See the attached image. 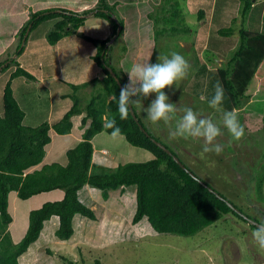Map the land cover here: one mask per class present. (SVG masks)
<instances>
[{
    "label": "trees",
    "instance_id": "16d2710c",
    "mask_svg": "<svg viewBox=\"0 0 264 264\" xmlns=\"http://www.w3.org/2000/svg\"><path fill=\"white\" fill-rule=\"evenodd\" d=\"M256 1L258 0H235L229 3L231 11H236L231 22H236L237 19H241L243 25L246 20L248 22L247 27L244 25L243 28L241 25L238 30L232 27L216 29L218 37L224 38L234 34L238 37V44L230 50L226 62L218 66L216 77L225 90L227 99L223 106L226 110H241L246 115L264 117V1L259 5ZM112 2L0 0V57L18 38L13 54L0 61V76L5 72L9 76L1 89L0 264H19V258L27 256L28 250L43 236L48 237V241L58 239L65 243L73 239L86 240L83 234L77 233V224L81 219L88 221L99 219L95 210L90 208L95 200L118 210L119 205H123L122 198H132L134 211L130 223L134 226H146V229L148 227L147 231L152 235L194 236L228 214H232L255 230V225L247 220L250 218L234 204L197 176L199 181L186 172V169H189L178 156L147 131L133 106L131 107L136 120L133 119L131 112L127 119L119 118L117 101L113 100V96L118 97L120 86L128 82L129 69L136 64L144 44L156 40L167 31L183 35L190 33L189 26H184L183 21L173 20L180 16L178 0L167 1L165 7H162V14L165 17L162 22L168 24V29H159L157 23L153 21V16L158 13L153 7L154 3L147 1L136 3L135 16L128 26L125 20L115 14L113 10L115 4ZM218 6L216 1L211 12L209 8H205L206 6H201L197 10V22L200 27L206 23L205 12L208 11L209 17L216 16ZM202 7L206 11L202 10ZM254 12L261 14L260 29L250 26L254 24ZM89 17L109 24L111 32L107 39L98 40L78 33V29ZM52 20L55 22L52 30L46 34L47 42L54 46L64 37L76 35L94 47L92 59L102 73L100 78L72 88V92L65 97L72 99L73 104L58 122L51 126L44 122L36 127H27L23 124L24 111L14 97L12 85L17 78L33 80V77L20 67L16 59L23 53L30 33L40 24ZM118 27L120 31L116 36ZM114 37L116 39L113 42L120 37L122 39L121 56L116 61L118 71L110 65L112 58L109 49L112 43L108 42ZM218 42L215 39L212 43L214 50L219 46ZM221 54L224 55L222 52ZM89 85L93 87L100 85L103 92L92 95L86 105L80 107V98L76 92ZM82 114L81 140L75 147L65 152L66 164L46 162V146L51 143L49 131L52 129L57 135L70 134L71 118ZM106 117L115 118L117 126L123 133L122 137L129 145L149 152L153 159L143 163L118 165L113 169L94 164L91 141L94 136L101 133L110 135L111 129L104 127ZM137 123L145 132L140 130ZM152 139L162 144L170 154L159 148ZM173 157H176L186 169L173 160ZM56 190L62 191L63 197L60 200L45 202L38 209L29 211L25 234L14 244L8 231L13 221L8 212L9 194L15 192L20 200H27ZM252 221L260 224L255 219ZM81 231L83 233L84 230ZM51 250L46 249L44 252L51 256L53 253ZM58 258L61 264H74L61 255ZM94 264L101 263L96 260Z\"/></svg>",
    "mask_w": 264,
    "mask_h": 264
},
{
    "label": "rangeland",
    "instance_id": "374dc122",
    "mask_svg": "<svg viewBox=\"0 0 264 264\" xmlns=\"http://www.w3.org/2000/svg\"><path fill=\"white\" fill-rule=\"evenodd\" d=\"M111 1L115 4L113 6L115 14L125 20L128 26L135 16L136 3L141 1L154 3L153 7L158 10V13L153 16V21L157 23L156 26L159 29L169 28L168 24L165 25L162 22L164 17L162 7H165L167 1L170 0H162V2L161 0ZM216 1L219 6L216 16L213 15L214 18L208 16L206 7H202V10L206 11V23L200 27L196 13L201 6L207 4V1H191L190 6L189 2L185 4L178 0L180 16L173 20L183 21L184 26H189L190 33L183 35L167 31L156 40L148 41L144 44L136 63L159 62L158 56H169L172 52L182 54L189 61L191 70L186 79L173 86V91L166 90L170 102L174 103L178 109L190 107L201 116L210 117L219 124L221 114L209 107L208 99L214 94L213 86L218 81L216 77L218 66L226 62L228 53L238 44V37L234 34L221 38L216 35L215 31L228 27L238 30L243 23L241 19L231 22L236 11H231L228 5L235 0ZM263 1L256 2L259 5ZM253 14L255 15L254 24L250 26L260 29L261 14L256 12ZM54 22L55 20L46 21L34 29L26 43L25 53L16 59L20 67L33 77V80L23 77L15 80L22 82L18 83L17 88L14 89V96L26 112V118L23 120L26 126L36 127L44 123L41 121L43 119L41 114L46 115L50 109H53V105L51 117L53 122L57 121L56 110L60 116L62 112L70 108V104H73L70 98H59L66 94L67 87H70L72 92L74 86H82L101 77L102 72L91 57L95 50L90 43L76 35L65 37L59 43V47H54L47 42L46 34L52 30ZM247 22V20L244 22L246 27ZM114 39L116 38L108 42L112 43L109 49L112 58L110 65L118 71L116 61L121 56L122 39L120 37L113 42ZM215 39L219 41L216 50L212 46ZM17 44L18 38L1 55L0 61L12 55ZM58 66L61 67L59 75ZM41 75L46 80L39 83ZM51 76L54 78L51 79ZM8 78L7 72L0 76V92ZM49 84H52L51 88ZM56 86L60 88L56 89ZM80 90L76 92L80 98V107H84L92 95L103 92L100 85L94 87L89 85L82 91ZM63 92L64 94H61ZM79 92L82 93L79 94ZM30 94L31 98H29ZM201 97L206 99L201 100ZM1 98L2 93L0 114ZM151 99L152 97H149L139 105H132L147 131L167 145L195 176L234 204L245 216L264 223V117L246 115L241 110H235L239 114V122L244 127V137L238 141L233 140L227 131L222 129L224 134L217 138V142L225 145L224 151L219 155L202 153V140L169 139V130L170 127L174 128L175 120L165 125L163 122L153 124L147 118L145 108ZM30 100H32L31 105H29ZM63 105H66V109L62 107ZM222 107L226 110L223 105ZM176 115L178 118L182 112L178 111ZM82 116L83 114L80 115ZM70 140L71 138H68L66 141ZM97 142H99V147L104 149L101 154L107 160L109 164L107 165L113 168L118 165L143 163L153 159L149 152L129 145L124 137L114 140L110 135L101 133L97 135L95 145ZM64 143L61 139L60 142H51L50 145L53 147L48 153L50 160L51 158L57 161L58 159L63 160L58 154L65 151L66 143ZM56 194L54 191L42 193L27 200H20L15 192L9 194L8 212L13 218L11 226L9 225L10 234L15 240L18 236L23 237L25 234L29 211L38 209L45 202L55 201ZM131 199L122 198L123 205H119L118 210L95 200L90 208L95 210L99 219L96 221L81 219L77 224V233L83 234L86 240L73 241V239V242L65 243L58 239L48 241V237L43 236L36 241L34 247L28 250L31 251L30 254L35 252V255L22 257L21 264H61L58 258L60 255L74 264H94L96 260L101 264H264V249H261L255 242L252 235L254 230L232 214L225 215L215 224L194 236L152 235L147 231L148 227L146 229V226H134L130 223L134 211ZM81 229L84 230L83 233ZM46 249H52L51 256L44 252Z\"/></svg>",
    "mask_w": 264,
    "mask_h": 264
},
{
    "label": "clouds",
    "instance_id": "9594fccd",
    "mask_svg": "<svg viewBox=\"0 0 264 264\" xmlns=\"http://www.w3.org/2000/svg\"><path fill=\"white\" fill-rule=\"evenodd\" d=\"M157 60L159 62L136 63L129 69L128 82L120 86L118 97L113 96V100L117 101L121 120L128 118L133 104L139 105L143 100L152 97L145 108L146 116L153 124L163 122L168 125L170 121L175 120L174 128L170 127L169 130L170 140H202V153L219 155L225 148L224 144L217 142V138L224 134L223 130H226L233 140L238 141L244 137L245 130L239 122L238 112L224 110L222 107L227 97L220 81L214 84V94L208 99L209 107L221 114V121L217 124L212 118L203 117L190 107L178 109L170 102L166 90L173 91L174 85L189 76V61L177 52H172L169 56H158ZM204 99L206 98L201 97V100ZM178 111L182 112V115L177 118ZM104 127L111 129L110 136L114 140L123 135L114 117H106ZM252 235L258 246L264 249V223L256 225Z\"/></svg>",
    "mask_w": 264,
    "mask_h": 264
},
{
    "label": "crops",
    "instance_id": "0c3cea01",
    "mask_svg": "<svg viewBox=\"0 0 264 264\" xmlns=\"http://www.w3.org/2000/svg\"><path fill=\"white\" fill-rule=\"evenodd\" d=\"M184 1V3L185 4H187V2H189V5L191 6V1H196V0H183ZM207 1V4H205L204 6H206V8H209V10H210V12H211V9L214 7V2H215V0H212L210 3H208L210 0H206ZM214 1V2H213ZM195 4V3H194ZM238 15V14H237ZM78 33L79 34H83V35H85V36H89V37H91V38H94V39H98V40H105V39H107L109 36H110V26H109V24L107 23V22H105V21H103V20H100V19H96V18H94V17H89V18H87L86 20H85V22H84V25L82 26V27H80L79 29H78ZM65 38V37H64ZM63 38V39H64ZM63 39H61L56 45H54V47H59V43L63 40ZM67 42V41H66ZM14 44V43H13ZM60 45H63V44H60ZM26 46V45H25ZM94 49V48H93ZM25 50H26V47H25V49H24V51H23V53L20 55V56H22L24 53H25ZM94 52L95 51H93L92 52V54H94ZM91 57H92V55H91ZM61 72V67H59L58 66V75H59V73ZM42 74V73H41ZM42 76V78H39V83H42V82H45V80L46 79H44V76L43 75H41ZM51 79H53L54 77L53 76H51L50 77ZM21 82V80H17V81H15L14 83H13V85H12V88H13V94H14V89L15 88H17V86H18V83H20ZM22 83V82H21ZM15 84H16V87H15ZM65 84H68V83H65ZM49 87L51 88L52 87V84H49ZM67 87V86H66ZM60 87H58V86H56V89H59ZM67 91H66V94L65 95H61V96H59V98L60 99H65V98H68V97H65L68 93H70L71 92V89H70V87H67V89H66ZM80 91H82V89L80 90ZM51 92V91H50ZM80 93H82V92H79V94ZM61 94H64V92L63 93H61ZM0 95H1V92H0ZM15 95V94H14ZM15 97V99L17 100V97L16 96H14ZM29 98H31V94L29 95ZM34 100V99H33ZM18 101V100H17ZM31 102H32V100H30L29 101V105H31ZM53 103H52V101H51V105H52ZM71 105L72 104H70V107H71ZM20 107H21V105H20ZM64 109H66V105H63L62 106ZM22 108V107H21ZM23 109V111H24V108H22ZM53 109H54V105H53ZM53 109H50L48 112H47V114L46 115H44L43 116V114H41L42 115V117H43V119L41 120L42 122H47L50 126L52 125V124H54V123H56V122H58L62 117H63V115L70 109H66L64 112H62L63 114L62 115H58V111L56 110V113H55V117L57 118V121H52V113H53ZM24 115H25V117L24 118H26V112L24 111ZM83 117V116H82ZM82 117H80V115H78V116H73L71 119H72V130H71V132H70V134H68V135H61V136H56L55 135V133H54V131L51 129L50 131H49V135H50V137H51V142L52 141H54V142H60V139H61V141H63V142H65L64 144L66 145V148H65V151H63L62 153H60V154H58V156L60 157V158H63V160H61V159H58L59 161H57L56 159H54V158H51V160L49 159V156H50V154H48L49 152H50V150H51V148L53 147L52 145H47L46 146V152H47V156H46V160H50V162H58V163H61V164H63V165H65L66 164V162L65 161H67V159H66V156H65V152L68 150V149H70V148H73V147H75L79 142H80V140H81V135H82V129H81V127H80V123H81V118ZM40 121V122H41ZM26 126V125H25ZM27 127H31V126H27ZM99 135V134H98ZM96 137H97V135L96 136H94L93 137V139H92V141H91V143H92V146H93V157H92V162L94 163V164H99V165H102V166H106V167H112L113 168V166H108L109 164L106 162L107 160L105 159V157H103V155L101 154V151H103L104 149L103 148H100L99 147V142H97V144L95 145V143H94V141L96 140ZM68 138H71V140L70 141H66ZM59 139V140H58ZM62 143V142H61ZM96 146V147H95ZM98 148V149H97ZM101 155V156H100ZM45 160V161H46ZM108 164V165H107ZM116 166V165H115ZM54 192H56L57 194L55 195V200H60L62 197H63V192L62 191H60V190H56V191H54ZM14 203V202H13ZM54 225L55 224H53V229H54ZM11 226V225H10ZM10 226H9V228H8V231L9 232H11V230H10ZM22 238V236H18V239H14L13 237H12V240H13V243L14 244H16V243H18L19 241H20V239ZM42 247V246H41ZM38 249V248H37ZM45 251V250H44ZM31 251H28V254L27 255H29V253H30ZM35 255V252H32V254H30V256H34ZM31 260V259H30ZM19 261V264H21V258L18 260Z\"/></svg>",
    "mask_w": 264,
    "mask_h": 264
},
{
    "label": "water",
    "instance_id": "95a60500",
    "mask_svg": "<svg viewBox=\"0 0 264 264\" xmlns=\"http://www.w3.org/2000/svg\"><path fill=\"white\" fill-rule=\"evenodd\" d=\"M119 31H120V27H118V30H117V34H116V36L119 34ZM115 36V37H116ZM114 37V38H115ZM114 41V40H113ZM108 71L113 75V77H114V74L112 73V71H111V69L110 68H108ZM116 79V81H118L119 82V80L117 79V78H115ZM130 112H131V115H132V117H133V119L134 120H136V118H135V114L133 113V111H132V107H131V110H130ZM138 124V123H137ZM138 126H139V128H140V130H142L143 132H145L144 131V129L142 128V126H140L139 124H138ZM152 141L153 142H155L153 139H152ZM156 143V145L159 147V148H161L162 150H164L165 152H167V153H169V151L162 145V144H160V143H158V142H155ZM170 154V153H169ZM173 160H175L182 168H185L184 166H183V164H181L180 163V161L176 158V157H173ZM186 169V168H185ZM186 172H188L189 173V175L191 176V177H193L194 179H196V180H198L199 181V179L192 173V172H190L189 170H187L186 169ZM202 185H205L203 182H200ZM209 190L210 191H212V189H210L209 188ZM217 195V194H216ZM217 197H219L220 198V196L219 195H217ZM228 205L231 207V208H233L235 211H236V213H238V214H240V212L237 210V209H235L234 207H232V205L231 204H229L228 203ZM245 219H246V217H244ZM248 220V222L249 223H251L252 225H258V223H256V222H254V221H252V220H250V219H247Z\"/></svg>",
    "mask_w": 264,
    "mask_h": 264
}]
</instances>
